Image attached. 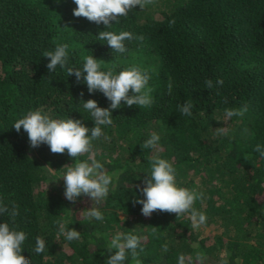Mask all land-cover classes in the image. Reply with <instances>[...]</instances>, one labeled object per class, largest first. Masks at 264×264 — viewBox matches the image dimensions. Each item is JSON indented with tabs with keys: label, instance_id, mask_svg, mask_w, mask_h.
I'll return each mask as SVG.
<instances>
[{
	"label": "trees",
	"instance_id": "1",
	"mask_svg": "<svg viewBox=\"0 0 264 264\" xmlns=\"http://www.w3.org/2000/svg\"><path fill=\"white\" fill-rule=\"evenodd\" d=\"M76 7L73 0H0V200L19 206L16 230L27 235L21 255L31 264H105L116 251H107L111 239L131 232L142 238V264H178L181 254L185 264L189 257L199 264L197 251L205 254L204 264H264V158L254 151L264 146V0H153L109 28L75 17ZM104 30L144 40H125L127 51L118 53L97 40ZM57 43L69 46L68 67L82 68L83 57L91 55L105 62L102 71L135 66L151 77L153 105L128 107L122 101L112 110L113 124L101 126L104 135L92 141L96 159L113 176L100 221L81 216L92 206L89 197L72 203L64 196L61 175L74 158L66 150L52 153L47 144L32 148L23 127H12L39 109L92 128L81 92L84 101L109 107L101 92H88L83 77L78 83L59 66L48 71L42 53ZM209 79L212 89L204 83ZM189 100L192 116L182 115L177 105ZM243 105V116L225 117L226 108ZM218 127L229 128V135H217ZM152 132L160 136L157 148L142 149ZM156 154L176 169L178 187L204 194L193 205L207 216L199 229L191 227L189 214L157 210L145 217L134 203L144 199L137 185L144 186ZM3 222L12 226L6 214H0ZM61 222L81 238L58 235ZM37 236L46 244L40 254L34 252ZM124 264H132L130 256Z\"/></svg>",
	"mask_w": 264,
	"mask_h": 264
},
{
	"label": "clouds",
	"instance_id": "2",
	"mask_svg": "<svg viewBox=\"0 0 264 264\" xmlns=\"http://www.w3.org/2000/svg\"><path fill=\"white\" fill-rule=\"evenodd\" d=\"M77 6L73 9L75 17H84L97 25L103 24L105 28L111 27L113 23H119V17H127L133 8L139 6L143 10L147 5L153 3V0H73ZM175 24V20L169 21V27ZM99 41H106L110 48L118 53L127 51L124 41L136 39L143 41V35L134 37L128 31H121L119 34L113 31H100L96 36ZM69 46L67 44L57 43L53 51H44L43 57L49 59L46 67L48 71L54 72L59 66L67 72V76L74 75L76 81L87 85L89 93L94 91L101 92L108 101L109 107L101 108L97 101L82 99L84 93H80L83 109L90 113L94 126L88 128L84 126L80 119H52L47 114H42L41 110L29 111L23 118L18 119L13 128L19 132L21 127L27 133L30 146L39 147L41 144H47L54 154H63L65 150L69 157L74 158V163L64 166L66 171L61 175L65 184V198L75 203L78 197L87 196L93 202L87 210L81 211L84 220L95 219L103 220V213L99 210L102 202L106 199L110 191V185L113 182V176L109 175L104 169V165L96 159V152L93 151L92 141L98 139L104 133L101 126H110L113 124L112 110L118 109L123 101L128 107L139 106L141 108H150L154 99L151 93L153 89L148 86L150 74L148 70H141L139 67H131L115 73L112 68L107 71L101 70V65L105 62L93 58L91 55L83 57L82 68L68 67ZM207 89H212L214 84L212 80H205ZM222 78H218L217 85L222 86ZM168 94L171 95L173 84L169 81ZM131 90L132 95H129ZM194 104L191 100L183 105L178 104L177 108L182 115L192 116L191 109ZM248 111V106L243 105L240 108H226L224 110L227 119L233 116H243ZM216 134L228 136L230 129L227 127H218ZM90 133V135H89ZM107 140L108 137L104 136ZM160 136L156 132L150 134L142 149L157 148ZM254 151L259 152L261 158H264V146L257 144ZM84 154H88L86 160H76ZM143 187L137 185V189L142 193L144 199H136L134 203L141 204V213L145 217H150L154 211L175 213L176 217L183 214H189L191 227L199 229L207 221V216L203 212L193 207L197 200H202L204 194L195 189L178 187L176 184V169L166 159L160 158L158 154L150 158V169L143 180ZM47 190V189H46ZM0 214H6L12 222L0 223V264H31V261L21 255L23 244L27 235L23 231H17L15 221L19 216V206L13 201L10 206L0 200ZM153 235L156 233V227H152ZM58 235L64 236L67 241L79 240L80 232L75 229H69L67 222H61L58 228ZM158 238V237H157ZM141 237L131 232H117L111 239L107 247L110 254L105 264H124L131 257L132 264H142L140 254L144 251L141 247ZM45 240L41 236L35 238L34 252L37 254L45 251ZM194 247H198L194 245ZM163 250L168 251V245H163ZM185 256L181 254L178 258V264H185ZM195 259L199 264H204L205 254L197 251ZM188 264H192V258H188Z\"/></svg>",
	"mask_w": 264,
	"mask_h": 264
}]
</instances>
